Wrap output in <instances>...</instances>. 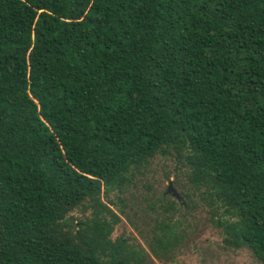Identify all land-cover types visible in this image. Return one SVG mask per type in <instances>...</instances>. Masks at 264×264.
<instances>
[{"label": "trees", "instance_id": "16d2710c", "mask_svg": "<svg viewBox=\"0 0 264 264\" xmlns=\"http://www.w3.org/2000/svg\"><path fill=\"white\" fill-rule=\"evenodd\" d=\"M197 210L264 264V0H0V264L172 260Z\"/></svg>", "mask_w": 264, "mask_h": 264}, {"label": "rangeland", "instance_id": "374dc122", "mask_svg": "<svg viewBox=\"0 0 264 264\" xmlns=\"http://www.w3.org/2000/svg\"><path fill=\"white\" fill-rule=\"evenodd\" d=\"M172 167V163L167 159L159 157L153 159L144 173L134 178V182L139 186L137 191H145V187L142 184H146L149 193L155 195L164 193L168 182L171 183V186L173 185ZM134 194L138 193L134 190ZM117 195L118 193L116 192H111L108 195L101 194V200L104 203L108 199L115 200ZM124 197H129V195H124ZM128 201L130 202V198ZM133 203L134 205H141L139 201L133 200ZM109 206L121 219L114 226L112 237L119 235L130 236L146 248L127 218L119 213L118 207L115 205ZM126 211L129 212L130 216V210L127 209ZM73 214L77 215L78 212L75 211ZM130 219L133 223H138L135 217L130 216ZM188 223L190 227L187 229L185 240L178 252L174 254L172 260L156 259L150 256V260L146 264H258L246 247H233L224 242V232L220 227L214 226L209 221L206 211H195Z\"/></svg>", "mask_w": 264, "mask_h": 264}, {"label": "water", "instance_id": "95a60500", "mask_svg": "<svg viewBox=\"0 0 264 264\" xmlns=\"http://www.w3.org/2000/svg\"><path fill=\"white\" fill-rule=\"evenodd\" d=\"M165 193L166 194H171L173 197H175L176 199H179V196L177 195V193L175 192V190L172 188L171 183L168 182L167 187L165 189Z\"/></svg>", "mask_w": 264, "mask_h": 264}]
</instances>
